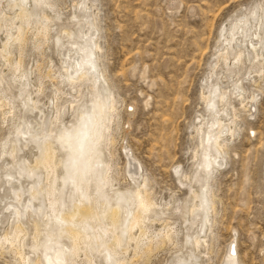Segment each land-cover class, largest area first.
<instances>
[{"label":"bare ground","instance_id":"1","mask_svg":"<svg viewBox=\"0 0 264 264\" xmlns=\"http://www.w3.org/2000/svg\"><path fill=\"white\" fill-rule=\"evenodd\" d=\"M93 2L73 4L78 12L62 19L63 24L49 0H0L5 36L0 46V112L3 121L16 116V107L20 113L0 151V157H7L0 160V254L12 253L17 264H135L172 242L177 235L172 213L177 211L184 223L183 246L167 264H203L202 258L207 263L216 214L211 182L224 164V149L239 130L236 111H250L256 102L254 95L247 100L242 80L255 75L264 79V0L222 27L226 36L218 57L225 69L214 72L215 82L201 93L207 110L196 127L195 167L181 177L189 183V194L174 208L157 203L139 163L129 166L130 186L113 184L112 123L118 114L99 71L95 14L89 12ZM53 22L58 24L54 30ZM52 32L63 74L48 67L44 77L53 81V94L46 104L36 99L43 93V77L35 84L30 71L22 69V47L28 33L40 49ZM14 44L18 55L11 62ZM5 66L10 75L1 69ZM61 97L66 106L59 104ZM85 105L92 116L82 122ZM65 133L69 139L61 140ZM77 138L83 140L82 151ZM27 236L30 243H24ZM230 259L238 264L234 240L222 264Z\"/></svg>","mask_w":264,"mask_h":264},{"label":"rangeland","instance_id":"2","mask_svg":"<svg viewBox=\"0 0 264 264\" xmlns=\"http://www.w3.org/2000/svg\"><path fill=\"white\" fill-rule=\"evenodd\" d=\"M49 1L61 20L78 12L73 4L80 0ZM261 1L94 0L89 12L95 14L99 71L105 76L118 114L112 123L115 145L110 159L115 187L130 186V177L126 176L129 166L139 163V171L147 178L157 203L168 202L174 208L187 199L189 183L181 177L191 175L195 167L193 154L199 137L196 127L207 110L201 93L205 94L215 82L214 72L225 69L218 57L226 36L222 27ZM53 23L52 29L58 26ZM0 27L2 30L1 22ZM1 30L0 46L5 38ZM48 38L36 49L28 33L21 63L24 71H30L33 83L39 85L38 76L43 77V93L36 99L46 104L53 94V81L44 77L48 67L63 74L54 32ZM10 50L11 62H16L17 44ZM1 69L10 75L7 66ZM259 78L255 75L253 82L242 80L247 100L254 95L256 102L250 104V111H236L239 130L224 149V164L216 168L211 182L216 214L208 264H222L232 240L238 264H264V79ZM61 89L67 92L66 86ZM12 91L17 94L15 89ZM232 101L239 108L238 102ZM65 102L61 97L59 104L66 106ZM18 110L14 108L16 116L11 121H3L0 112V151L20 115ZM123 149L129 154V163ZM172 215L177 234L172 242L142 256L135 264H167L173 254L182 251L184 223L179 212ZM24 240L31 242L30 236ZM13 257L10 252L0 254V264H17ZM202 262L207 264L206 258Z\"/></svg>","mask_w":264,"mask_h":264},{"label":"snow or ice","instance_id":"3","mask_svg":"<svg viewBox=\"0 0 264 264\" xmlns=\"http://www.w3.org/2000/svg\"><path fill=\"white\" fill-rule=\"evenodd\" d=\"M21 2H23V0H21ZM91 116H92V113L87 110V106L85 105L84 112H83V114L81 116V121L84 122L87 118H90ZM60 139L61 140H67V139H69V137L67 136V133H65L64 136L60 137ZM77 143L80 146V149L82 151L83 150V140H82V138H77ZM94 147H95V144H93V149H94ZM234 254L235 253L233 251V256H234ZM229 264H236V262H235L234 259H230Z\"/></svg>","mask_w":264,"mask_h":264}]
</instances>
